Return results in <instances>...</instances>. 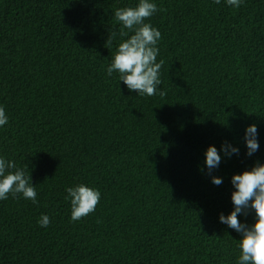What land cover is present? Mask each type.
Segmentation results:
<instances>
[{
    "label": "trees",
    "instance_id": "1",
    "mask_svg": "<svg viewBox=\"0 0 264 264\" xmlns=\"http://www.w3.org/2000/svg\"><path fill=\"white\" fill-rule=\"evenodd\" d=\"M137 2L0 0V155L38 200L0 201V264H235L240 236L219 215L233 208L232 175L264 162V0H154L165 95L151 97L106 73L114 11ZM226 143L239 154L208 170L206 148ZM81 182L101 200L72 222L65 188Z\"/></svg>",
    "mask_w": 264,
    "mask_h": 264
},
{
    "label": "clouds",
    "instance_id": "2",
    "mask_svg": "<svg viewBox=\"0 0 264 264\" xmlns=\"http://www.w3.org/2000/svg\"><path fill=\"white\" fill-rule=\"evenodd\" d=\"M221 4L222 0H213ZM232 8H239L244 0H223ZM154 0H138L135 6L117 8L114 11L115 20L120 25L118 44L111 63L106 69L107 75L119 74V82H123L129 92L135 91L140 96L165 95L161 85L160 70L163 61H158L161 32L154 27L149 18L158 11ZM117 33L111 32L106 44L111 46L116 40ZM9 123L4 106L0 105V129ZM260 133L255 123L244 129L245 156L253 157L260 149ZM240 148L231 143L222 144L221 148L209 145L204 152V166L208 170L217 168L222 160V154L231 156L239 154ZM223 178L213 176L211 183L219 186ZM233 187L231 193L232 210L219 215V222L239 234V254L235 264H264V162L254 161L252 166L238 174H233L230 180ZM70 204V220L78 222L94 213L101 200L99 188L83 182L65 188ZM20 195L26 200L38 203L36 186L32 183L31 175L23 167L0 155V201L9 196ZM254 214V215H253ZM253 216L254 222L249 224L247 218ZM51 218L42 214L38 226L47 228Z\"/></svg>",
    "mask_w": 264,
    "mask_h": 264
}]
</instances>
